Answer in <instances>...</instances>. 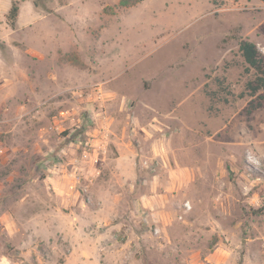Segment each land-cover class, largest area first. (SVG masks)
Here are the masks:
<instances>
[{
    "label": "rangeland",
    "instance_id": "1",
    "mask_svg": "<svg viewBox=\"0 0 264 264\" xmlns=\"http://www.w3.org/2000/svg\"><path fill=\"white\" fill-rule=\"evenodd\" d=\"M242 39L263 1L0 0V264H264Z\"/></svg>",
    "mask_w": 264,
    "mask_h": 264
},
{
    "label": "trees",
    "instance_id": "2",
    "mask_svg": "<svg viewBox=\"0 0 264 264\" xmlns=\"http://www.w3.org/2000/svg\"><path fill=\"white\" fill-rule=\"evenodd\" d=\"M264 2V0H261ZM20 14V7L17 1L12 3L8 14L6 15L8 23L11 27H15ZM239 50L243 56L247 67L246 72L253 71V77L246 83V91L255 95L259 91L264 90V52H262L257 44L249 39H242L239 44ZM244 93L241 94L243 96Z\"/></svg>",
    "mask_w": 264,
    "mask_h": 264
},
{
    "label": "crops",
    "instance_id": "3",
    "mask_svg": "<svg viewBox=\"0 0 264 264\" xmlns=\"http://www.w3.org/2000/svg\"><path fill=\"white\" fill-rule=\"evenodd\" d=\"M19 18V17H18Z\"/></svg>",
    "mask_w": 264,
    "mask_h": 264
}]
</instances>
